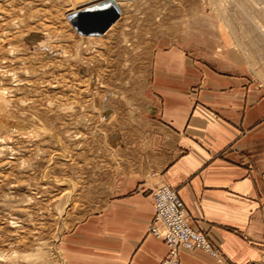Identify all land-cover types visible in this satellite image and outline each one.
Wrapping results in <instances>:
<instances>
[{
	"label": "rangeland",
	"instance_id": "obj_1",
	"mask_svg": "<svg viewBox=\"0 0 264 264\" xmlns=\"http://www.w3.org/2000/svg\"><path fill=\"white\" fill-rule=\"evenodd\" d=\"M101 1L0 0V264L87 263L69 240L145 155L126 132L157 49L233 56L264 84V0H118L109 30L80 33L73 13Z\"/></svg>",
	"mask_w": 264,
	"mask_h": 264
},
{
	"label": "crops",
	"instance_id": "obj_2",
	"mask_svg": "<svg viewBox=\"0 0 264 264\" xmlns=\"http://www.w3.org/2000/svg\"><path fill=\"white\" fill-rule=\"evenodd\" d=\"M213 58L179 43L155 51L151 103L126 132L145 155L69 240L68 250H95L79 255L86 264L161 263L169 246L148 230L160 183L176 188L189 222L221 257L180 247L182 264L264 258V84L236 57Z\"/></svg>",
	"mask_w": 264,
	"mask_h": 264
},
{
	"label": "built area",
	"instance_id": "obj_3",
	"mask_svg": "<svg viewBox=\"0 0 264 264\" xmlns=\"http://www.w3.org/2000/svg\"><path fill=\"white\" fill-rule=\"evenodd\" d=\"M153 196L156 212L148 230L165 240L169 246L168 254L160 264H182L180 247L205 250L221 258L207 234L189 222L187 209L176 188L167 183H160L154 188Z\"/></svg>",
	"mask_w": 264,
	"mask_h": 264
},
{
	"label": "water",
	"instance_id": "obj_4",
	"mask_svg": "<svg viewBox=\"0 0 264 264\" xmlns=\"http://www.w3.org/2000/svg\"><path fill=\"white\" fill-rule=\"evenodd\" d=\"M120 17L116 4L87 8L76 13L73 24L82 34L103 33Z\"/></svg>",
	"mask_w": 264,
	"mask_h": 264
},
{
	"label": "bare ground",
	"instance_id": "obj_5",
	"mask_svg": "<svg viewBox=\"0 0 264 264\" xmlns=\"http://www.w3.org/2000/svg\"><path fill=\"white\" fill-rule=\"evenodd\" d=\"M109 4H116L117 6H118V8H119V10H120V7H119V3H118V0H102L101 2H99V3H96L95 5H93L91 8H97V7H103V6H107V5H109ZM84 10V9H83ZM79 11H81V10H77L76 12H74L73 13V15H72V17H71V20L73 21V17L76 15V13L77 12H79ZM120 16H121V11H120ZM117 21V20H116ZM115 21V22H116ZM115 22L112 24V25H114L115 24ZM111 25V26H112ZM76 27V26H75ZM225 27V26H224ZM110 28V27H109ZM77 29V28H76ZM107 30H109V29H107ZM106 32V31H105ZM105 32H103V33H92V34H85V35H102V34H104ZM155 210H156V208H155ZM203 251H205V250H203ZM207 252V251H206ZM209 253V252H208ZM210 254V253H209Z\"/></svg>",
	"mask_w": 264,
	"mask_h": 264
}]
</instances>
